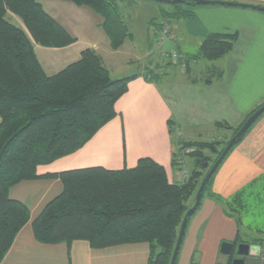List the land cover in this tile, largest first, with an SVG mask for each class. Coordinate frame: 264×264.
Instances as JSON below:
<instances>
[{
    "label": "trees",
    "instance_id": "16d2710c",
    "mask_svg": "<svg viewBox=\"0 0 264 264\" xmlns=\"http://www.w3.org/2000/svg\"><path fill=\"white\" fill-rule=\"evenodd\" d=\"M59 1L89 8L99 16L113 50L121 49L133 36L116 0ZM188 1L173 5L176 11H164V17L193 18L183 6L197 4L195 0ZM10 13L21 19L25 29L10 21ZM237 40L238 33L207 35L192 60L218 61L234 49ZM76 41L46 12L40 0H0V264L18 233L30 221L28 206L11 198L10 190L21 182L39 179H59L63 185L61 194L32 223L34 237L40 243L71 246L76 241H85L95 250L146 243L148 264H170L185 215L231 138L179 140L174 166L183 169L185 155L192 158L193 166L180 183L170 181L165 167L147 157L139 159L132 168L111 170L96 166L40 175V166L79 152L117 117L116 105L135 78L114 79L102 57L91 48L60 72L46 74L35 45L64 48ZM168 59L171 64H180ZM259 107L236 126L220 121L216 122V128L231 130L232 137ZM174 126L175 122L170 120L172 134ZM251 130L252 127L247 134ZM216 172L203 199H214L237 224L233 252L226 262L233 264L239 244L264 249V229L258 228V236L250 240L242 236L239 226L246 225L243 213L250 212L242 200L244 189L228 199L208 193ZM192 197L194 202L190 205ZM247 225L252 230L250 223ZM178 258L179 255L176 264ZM191 264H198L196 256Z\"/></svg>",
    "mask_w": 264,
    "mask_h": 264
},
{
    "label": "crops",
    "instance_id": "0c3cea01",
    "mask_svg": "<svg viewBox=\"0 0 264 264\" xmlns=\"http://www.w3.org/2000/svg\"><path fill=\"white\" fill-rule=\"evenodd\" d=\"M221 1L264 7V0ZM40 2L46 12L78 40L64 48L35 45L36 55L46 74L54 75L78 61L82 52L88 48L94 49L102 57L105 67L104 55L109 57L121 53L123 48H111L100 25V17L89 8L59 0ZM192 14L191 19H171L175 25L169 18L164 19L165 23L171 25L172 36L169 39L175 43L177 53L185 56L179 61L180 64L177 63L181 68L185 67V70L182 68V75L167 80H161L160 74L150 70L132 75L135 78L130 81L127 93L116 105L117 117L79 152L40 166V175L96 166L111 170L132 168L139 159L147 157L165 167L170 181L180 183L183 180L182 172L189 175L190 171L185 162L183 169L173 164L174 153L178 154L179 140H215L216 122L240 124L264 100L263 94L259 99L250 101V88L243 92L235 78L219 82L205 77H193L190 73L198 62L192 58L198 55L202 41L210 34L238 33L233 53H239L242 57L238 60L237 56H233L231 62L233 68L237 60V70L245 66L250 56L264 54V13L243 8L201 5ZM9 17H13L11 13ZM155 18L147 22L149 33L146 34L145 54L149 63L152 62L149 59L151 54H154L150 32L156 38L163 26V23L157 24ZM166 62L163 63L166 69L178 67L171 64L169 59ZM159 64H155V70L167 76L169 71H162L163 67ZM170 120L175 122L173 134L169 127ZM252 162L264 168V122L256 130H251L227 156L222 167L218 168L214 177V190L225 198L229 197L243 182L250 180L247 179L250 175L245 177L244 174L256 170V167L250 165ZM62 190L63 185L59 179L24 181L11 188V198L28 206L30 221L18 233L1 264H148L149 245L146 243L95 250L85 241H76L71 246L37 241L32 223ZM237 231L235 220L225 215L223 207L210 197L204 198L201 207L189 220L177 264H191L194 256L198 264H226L221 260V245L223 242L232 243ZM237 250L238 246L235 254ZM263 251L261 248V253ZM238 258L243 257L238 254L235 259ZM260 258L264 264V257ZM243 259L246 261V257ZM253 261L252 264H260Z\"/></svg>",
    "mask_w": 264,
    "mask_h": 264
},
{
    "label": "rangeland",
    "instance_id": "374dc122",
    "mask_svg": "<svg viewBox=\"0 0 264 264\" xmlns=\"http://www.w3.org/2000/svg\"><path fill=\"white\" fill-rule=\"evenodd\" d=\"M116 2L119 13L128 26L129 32L133 35V37L125 42V45L122 47L123 49L121 48L122 50L119 55H109V57L104 55L105 65L110 70L112 77L114 79H121L124 77L136 75L138 72H148L149 70L153 73L160 74L159 77L161 78V80H164V78H166L167 80L176 78L177 76H181V71H183V69L185 70L184 66H182L183 69L180 66H178L177 68L172 66L168 69L164 68L163 63H167L166 61L168 59L166 57L164 58L163 56H166L169 53L177 52L178 49L174 45L175 43H172L171 39L163 35L162 30H159L157 32L158 36L156 38L155 36H153V34L151 35L150 32L149 38L152 42V52L154 53L151 54V57L149 58L152 61L151 63L148 62L149 60L146 59L145 54V49L147 46L146 34L149 33L147 24L148 20L156 17L155 21L157 22V24H164V19L166 18L164 17L163 12L165 11L174 13L176 11L175 7L172 4L156 2L153 0H116ZM200 6L201 5L198 4L196 6L184 5L183 8L184 11L192 13L194 12L195 8H198ZM12 16L13 17H11L10 21L25 29V26L21 19L15 15ZM171 19L173 18H169V20L172 22ZM181 20L183 19L181 18ZM173 24L175 25V23ZM168 25L171 26L170 24ZM77 41L75 43H77ZM233 50L218 61H207L205 59L198 60L197 65H194L190 70L191 76L197 78L205 77L206 79H211L212 81L218 80L219 82H226L235 78L238 81L237 84H239V88H241L243 92L245 90H248V87L250 88V101H255L264 94V54L259 53L255 57L250 56L245 63V66L243 65L239 70H237V68H235L237 60L235 61L234 67H231L233 56H237L238 60H240L242 56H240L241 54L239 53H233ZM190 55L192 56L194 54ZM158 62H160L159 65L163 67L162 71H164V69L169 71V74L167 76L164 75L161 71L155 70V64ZM261 105H264V100L260 102V104L256 105L252 109V111ZM263 118L264 114H262V116H260V118L255 122V124L252 126V130H256L260 126V124H263ZM236 125L237 124H235L234 126ZM231 135V130L217 128L215 140H220L223 137L224 138L222 140H226L228 138H232L233 136L231 137ZM203 141L212 140L205 139ZM230 153H232V150L228 153L227 156H229ZM184 157L185 165L191 172L193 168L192 158L189 155H185ZM225 162L226 158L224 162H222V164ZM250 165L252 166V168L256 167L257 171L254 169L251 173L250 171H247L244 176L247 177V175H250L247 178L250 180L243 182L235 192H233L229 197H226L227 199L235 197L238 191L244 189L242 200L244 201L246 206L250 208V212L243 213V215L246 217V225H243L241 227L239 226V230H241L242 236L247 240L258 236V228L264 229V168L260 167L255 162L250 163ZM220 166L222 167V165ZM181 175L184 176L188 174L183 171ZM207 192H212L218 196L220 195V193L214 190L213 184L210 186ZM193 202L194 199L192 197V199L188 203L191 205ZM247 223H250L252 230L248 227ZM252 247L254 249H259L260 253L258 252V254L249 255L248 257H246L245 264H252L254 262L253 260H256L258 261V263L263 264L262 259L260 258L261 247L258 245H253ZM235 256L238 257V250L236 251ZM221 260L222 262L226 263L228 260V256L222 254Z\"/></svg>",
    "mask_w": 264,
    "mask_h": 264
},
{
    "label": "water",
    "instance_id": "95a60500",
    "mask_svg": "<svg viewBox=\"0 0 264 264\" xmlns=\"http://www.w3.org/2000/svg\"><path fill=\"white\" fill-rule=\"evenodd\" d=\"M153 1L172 4V5L181 4V3H184V4L189 3L188 0H153ZM195 3L198 5H219V6H226V7H237V8L249 9V10H254V11L264 13V7L254 5V4H248V3L230 2V1H221V0H195ZM262 114H264V105L261 106L255 113H253L244 123L242 128L230 139L223 153L217 159V161L215 162V164L213 165V167L211 168V170L208 172L207 176L203 180L196 194L195 203L193 207L186 213L183 223L181 225L179 237H178L176 247H175L170 264H176V260H177V257L179 255V252L182 246V242H183V239L186 233L189 220L192 218V216H194V214L198 210L203 200L205 189L211 177L214 175L216 170L219 168L220 164L226 158L228 153L233 149L234 146H236L242 141V139L247 134L248 130L255 124V122L260 118V116H262ZM254 250L255 249L250 244L242 243L238 245V254L243 258L248 257L249 255L258 254ZM220 251L224 255H227V256L232 255L233 244L230 242L222 243ZM243 258L242 259L238 258L236 260L234 259L233 264H245V260Z\"/></svg>",
    "mask_w": 264,
    "mask_h": 264
},
{
    "label": "built area",
    "instance_id": "2783aa9c",
    "mask_svg": "<svg viewBox=\"0 0 264 264\" xmlns=\"http://www.w3.org/2000/svg\"><path fill=\"white\" fill-rule=\"evenodd\" d=\"M161 30H162L163 35L166 36L167 38H170L172 36L170 26L167 23L163 24ZM167 58L172 59V61L177 64L181 59L184 58V56H181L177 53H173L170 55L168 54ZM182 177H183V179H185L186 175L182 176ZM260 255H261V257H264V252H262Z\"/></svg>",
    "mask_w": 264,
    "mask_h": 264
},
{
    "label": "clouds",
    "instance_id": "9594fccd",
    "mask_svg": "<svg viewBox=\"0 0 264 264\" xmlns=\"http://www.w3.org/2000/svg\"><path fill=\"white\" fill-rule=\"evenodd\" d=\"M254 251L258 253L259 252V249H255Z\"/></svg>",
    "mask_w": 264,
    "mask_h": 264
}]
</instances>
